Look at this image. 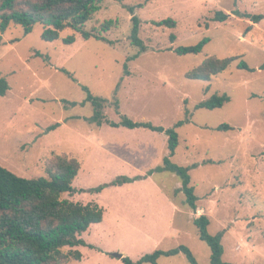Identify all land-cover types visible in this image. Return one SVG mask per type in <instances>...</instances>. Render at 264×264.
Returning a JSON list of instances; mask_svg holds the SVG:
<instances>
[{"label": "rangeland", "instance_id": "rangeland-1", "mask_svg": "<svg viewBox=\"0 0 264 264\" xmlns=\"http://www.w3.org/2000/svg\"><path fill=\"white\" fill-rule=\"evenodd\" d=\"M99 7L83 29L107 41L83 39L66 29L47 42L39 24L27 35L19 25L0 33V73L9 84L0 98V164L37 179L45 176L48 159L64 154L80 163L76 190L120 176L143 177L99 193L62 195L104 209L102 222L81 235L92 247L63 248L82 254L81 260L66 264H122L113 252L136 261L180 245L192 251L198 264H210V249L193 224L201 214L209 217L210 234L224 230V261L264 264V68L259 69L264 64V0H103ZM129 8L139 19L145 51L130 40ZM217 11L227 13V19L213 21ZM234 11L263 18L254 23ZM167 18L175 22L173 28L155 24ZM107 20L115 24L101 32ZM68 35L75 36L74 43H63ZM203 38L209 41L198 54H175V48ZM208 56L238 58L208 81L186 78ZM241 62L253 70L239 69ZM82 86L106 98L108 120L118 122L125 115L134 122L175 128L179 144L171 160L181 166L199 164L189 170L197 211L177 190L178 176L154 171L168 156L167 136L89 122L93 110L89 102L80 104L86 97ZM215 94L230 99L219 108H196ZM64 99L79 104L66 106ZM180 120L185 122L176 127ZM221 124L232 129L216 130ZM157 264L189 262L180 253L162 256Z\"/></svg>", "mask_w": 264, "mask_h": 264}, {"label": "trees", "instance_id": "trees-1", "mask_svg": "<svg viewBox=\"0 0 264 264\" xmlns=\"http://www.w3.org/2000/svg\"><path fill=\"white\" fill-rule=\"evenodd\" d=\"M103 0H0V33H5L9 26L19 25L23 35L29 34L35 25L43 27L41 39L52 42L60 38L61 32L66 29L79 32L83 39L95 38L106 40L100 34L89 33L83 29L85 23L100 8L99 4ZM132 17V28L130 40L133 45L145 51V46L138 36L139 19L134 14V8H129ZM238 16L250 19L257 23L263 15H250L234 11ZM228 14L217 11L213 21L223 22ZM115 22L104 21L100 26L101 32L109 31ZM157 26L174 27L175 22L171 18L155 22ZM170 40H175L174 35H170ZM208 38H203L192 46H181L174 49L176 55L198 54L204 45L208 43ZM75 42L74 35H68L63 39L64 44ZM134 55L132 58H136ZM238 57L229 56L219 58L208 56L200 64L188 71L185 76L188 79L208 81L225 71ZM127 65L124 64V72L127 74ZM239 69L252 71L245 63L241 62L237 66ZM264 68V64L259 69ZM9 84L0 73V98L3 97ZM85 92L84 105L89 102L92 106V115L89 122L100 127L104 123L111 127H124L129 130L135 128H145L151 131L164 133L167 136L168 156L163 158L162 165L154 171H167L175 174L180 179L181 186L178 191L185 195V203L192 211H197L198 197L194 193V187L190 185L191 177L189 170L199 164L193 163L191 166H181L174 163L172 157L178 147L179 138L175 128L164 129L161 126H154L148 122H134L125 115L120 121L108 120L104 109L107 100L104 97L96 96L86 87L82 86ZM227 94L212 95L210 98L199 102L196 108L215 109L222 107L229 101ZM66 106H75L77 102L63 100ZM113 105L116 110L119 108L118 100L115 99ZM185 121H188L186 118ZM185 121H178L175 126H181ZM59 123L51 125L48 130L55 129ZM232 127L228 124H221L216 127L218 131H228ZM205 163H212L207 161ZM80 170V163L75 158L66 155H55L45 163V176L41 178H25L19 176L0 164V264H66L69 259L81 260L82 254L78 250L64 252L65 247L89 246L81 235L88 230L91 225L101 223L104 209L96 202L87 203L75 202L62 198L63 194H74L79 192L99 193L106 187L122 185L127 182L141 179V176L133 178L120 176L108 183H102L96 187L76 190L73 182ZM153 170L147 172L151 175ZM209 217L201 214L193 219V224L197 229V235L204 241L210 249V264H233L222 259L223 246L221 243L224 230L212 235L208 232ZM92 247V246H89ZM94 248V247H93ZM182 253L189 264H198L192 251L180 245L170 250L156 249L152 253L145 254L136 261L124 256L122 264H157L162 256H174Z\"/></svg>", "mask_w": 264, "mask_h": 264}, {"label": "water", "instance_id": "water-1", "mask_svg": "<svg viewBox=\"0 0 264 264\" xmlns=\"http://www.w3.org/2000/svg\"><path fill=\"white\" fill-rule=\"evenodd\" d=\"M111 255H112L114 258L119 259V260H121V259L124 257L123 254L120 253V252H113Z\"/></svg>", "mask_w": 264, "mask_h": 264}, {"label": "crops", "instance_id": "crops-1", "mask_svg": "<svg viewBox=\"0 0 264 264\" xmlns=\"http://www.w3.org/2000/svg\"><path fill=\"white\" fill-rule=\"evenodd\" d=\"M104 217V216H103Z\"/></svg>", "mask_w": 264, "mask_h": 264}]
</instances>
